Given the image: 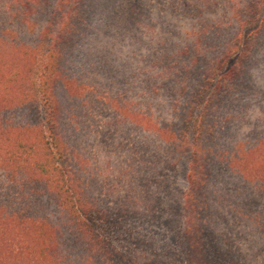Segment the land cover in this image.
<instances>
[{"label":"trees","instance_id":"trees-1","mask_svg":"<svg viewBox=\"0 0 264 264\" xmlns=\"http://www.w3.org/2000/svg\"><path fill=\"white\" fill-rule=\"evenodd\" d=\"M143 1L34 0L31 12L25 16L27 25L18 31L12 27L0 31L2 184L11 190L21 188L25 193L28 186L37 201L32 209L37 215L25 210L20 202H0V264H70L64 260L79 252L83 254L79 264H244L241 255L230 247L229 238L236 230V221L249 212L255 214L261 228L264 226V160L253 169V147L246 149L244 156L238 153L236 157L229 149L216 153L214 148L221 138H230L233 133L236 136V132L247 127L241 115L251 112L253 106L242 83L249 79L251 62L259 58L256 46L264 44V0H239L237 8H230L227 32L221 31L224 17L212 20L202 10L200 19L209 28L196 46L192 42L180 43L182 48L177 51L170 46L158 57L148 54L146 59L133 54V48L137 53L139 49L131 44L139 45L141 35L156 39L158 32L153 33L152 27L160 30V25L152 18L147 20L151 10L143 6ZM103 10L111 15H100ZM126 10L128 15L124 14ZM195 18L190 15L180 19V24L186 25L191 19L188 25H194ZM121 21V35L112 42L117 52L114 58L119 55L123 61L121 68H116L110 60L98 61L94 41L95 35L99 37L108 27L112 30L121 26ZM212 28L216 30L213 36ZM209 38L220 46L216 47ZM162 44L168 46L165 39ZM76 55L87 59L80 68L97 75V83H75L70 78L68 65L78 64ZM210 55L214 60L208 64ZM137 60L141 65L136 64ZM105 63L115 76L112 90L115 80L121 79L118 85L124 93L146 92L145 106L136 101L120 103L118 91L112 97L118 105L116 125L136 137L134 150L141 151V160H134L138 167L146 168L145 176L151 180L159 177V184L168 188L166 174L173 152L192 155L187 191L180 200H173L172 208H164L162 199H153L159 194L156 193L149 194L146 201H137L134 213L129 210L130 203L121 202L126 215L111 216L92 200L90 186L78 176L82 173L76 169L81 147L74 137L78 128H71L74 116L68 108L72 99L83 98L82 90L93 95L100 90L105 92L98 80L103 70H97ZM171 63L181 67L180 73L175 74L179 87L168 86L166 93L177 98L175 102L159 100L160 95L152 88L155 81L161 80L159 76L138 85L141 71L161 68V74H169L167 67ZM229 64V71L220 75ZM201 65H205L204 74L193 87L194 75L199 78ZM142 99L147 100L144 95ZM91 100L95 98L92 96ZM238 106L244 111L239 112ZM226 107V115H212L214 110ZM226 133L228 136H223ZM256 142L252 145L255 143L264 157V134ZM242 163L246 165L242 167ZM226 170H232L236 177L233 180L240 175L244 185L235 189L231 182L223 181ZM131 190L140 196L137 188L132 186ZM54 198L57 202L50 203ZM49 206L58 207L57 211L50 208L54 221L49 220L47 213L42 215ZM158 211L162 225L170 227L172 221L178 224L175 245L169 242L168 233H148L149 221L159 222V218H154ZM59 217L66 223H58ZM250 222L247 226L243 222L238 225L244 227L246 236L254 230ZM139 227L143 233L137 232ZM20 230L28 231L33 238L41 237V244L29 247L30 242L21 240L24 247H19L15 235ZM238 236L243 237L242 233ZM257 242L255 256L264 255V239Z\"/></svg>","mask_w":264,"mask_h":264},{"label":"rangeland","instance_id":"rangeland-1","mask_svg":"<svg viewBox=\"0 0 264 264\" xmlns=\"http://www.w3.org/2000/svg\"><path fill=\"white\" fill-rule=\"evenodd\" d=\"M126 1L132 2V0ZM238 1L239 0H144L143 6L151 10V13L147 16V20L152 18L156 21V23L160 25V30L156 29V27L153 28L154 26L152 27L153 33L157 34L156 32H158L156 39H150L149 34L147 36L141 35L139 45L137 43L131 44L132 48L134 46L139 49L137 53L133 48V54H136L137 57L143 55L146 59L148 54L158 57L162 53H165L170 46H172V50L177 51L180 47L182 48L180 43L185 45L188 42H192L196 46V42L202 38V33L209 28L208 24L200 19L202 10H205L207 12V18L212 20L224 17V30L221 31L227 32L231 23L229 20L230 8H237ZM33 2L34 0H0V31L4 30L5 27H12L18 31L20 27L27 25L28 20H26V18L28 17L25 16L28 12H31L30 8ZM102 13H104V15H111L107 10L101 11L100 15ZM124 14L128 15V10H126ZM190 15L196 17L194 25H188L191 19L186 21V25L180 24V19L185 20ZM102 19L104 22V18ZM100 25L107 27V25H104L102 22H100ZM121 27L122 21L121 26L112 30L108 27V30L103 32L99 37L95 35L96 39L94 41L95 54L98 61L104 63L110 60L116 68H121L120 65L123 61L120 59L119 55L117 58H114L117 52L112 42H116L117 37L121 35ZM215 31V28H212L210 35L213 36ZM9 32H11L10 29ZM183 32H185V34ZM246 32L249 33L250 30L247 28ZM186 34H189V36ZM8 35L14 38L13 33ZM222 36H224V34H222ZM164 39L168 43V46L162 44ZM210 41L215 43L216 47L220 46L214 40L211 39ZM120 45L122 44H118V46ZM256 47L260 52L259 58L251 62L253 68L252 71L249 72V75H247L249 79L242 83V88L249 94L251 100L250 104L253 106L251 112L241 115V119L243 118L242 122L245 121L247 127L240 131V133L236 132V136L235 133H233L230 138L228 137L225 140L221 138L219 143L216 142L218 146L214 148V152L216 153H225V150L229 149L231 155L236 157L238 153V155L244 156L246 149L251 150L253 147V153L255 155V161L252 162L253 169H255L258 164L260 165L261 160H264V157L260 156L261 152L258 149L259 147L256 146V139L262 137L264 134V131L261 130V128H264V44ZM198 51L199 50H197V52ZM74 58L78 64H71L72 67L68 65L67 72L70 78L75 83H97V75L94 76L87 72L86 69L80 68L86 63L87 59H83L80 55H76ZM213 60L214 56L210 55L208 64ZM136 64L141 65V61L136 62ZM106 65L105 63L104 66L97 68L98 71L103 70V76L102 78L98 77V80L104 85L105 92L100 90L99 93L93 95L85 89L81 92L83 98L79 101L72 99L69 104L68 113L73 112L72 115L74 116V123L71 124V128H78L74 137L78 141V147H81L80 154L77 158L78 164L76 169H81L82 173L78 176L83 179V183H87L90 186L92 200L100 204L102 210L110 212L111 216L120 215V217H122L126 215L121 207V202L130 203L129 210L134 213L135 203L137 201H146L149 194L152 195L156 193L159 194L153 199H162L164 201V208H172L171 205H173V200H180L184 192L187 191V177L192 155L190 152L181 155L173 152L171 155L172 161L170 160V167L166 174L168 188L159 184V177H155L151 180L148 176H145L146 168L138 167L137 163H135V160H141V151L134 150L136 137L132 135L127 128L116 125L118 118H116L115 112L118 110V105L112 97L114 92L118 91L120 103L131 104V101H136L140 105L145 106L148 101L146 92L141 90L133 94L124 93L123 88L118 85L121 79L115 80L117 84L114 87L115 89L112 90L110 86L113 84L115 76L110 74L111 71L106 69ZM205 65H201V70L198 72L199 78L196 77V74L194 75L193 87L199 84L204 74L203 67ZM230 66L229 64L224 68L220 75L227 73ZM175 67L179 66L171 63L167 67V70L170 71L169 74H161V68H150L146 72L141 71L138 85L141 81L144 83L147 81H154L152 77L159 76L161 80L155 81L152 86L160 95L159 100L166 98L175 102L177 98H171V96L169 97V95L167 96L166 94L168 86L179 87V84L176 82L175 74L180 73L181 67ZM252 94L254 97L251 96ZM142 95L145 96V99H147L146 101L142 99ZM92 96L95 100L97 99V101L91 100ZM227 109L226 107L222 111L214 110V114L212 115L221 117V115L227 114ZM197 111H200V108H197ZM238 111H244V108L238 106ZM69 133L73 134V132ZM228 134L229 133H226L223 136H228ZM252 142L256 144L253 143L252 145ZM235 144H237V147ZM250 144L252 145L251 147H249ZM244 164L245 163H242L241 166L244 167ZM140 176L143 177L142 180H139ZM166 176L164 174L165 179ZM1 177H3L2 173H0V202L9 203V200L17 204L20 202L19 205L24 206L25 210L28 208L32 212L33 207L37 206V201H35L36 196L33 197L31 195V189L28 188V186L24 188L28 197L26 198V193L21 188L16 187L11 190V188L3 186V178ZM233 178L236 177L233 175L232 170L231 173L229 170L224 171L223 181L231 182L229 184L235 189L244 185L245 181L242 180L240 175L235 180H233ZM132 186L137 188L140 196H136L133 193L131 190ZM169 186H171V188ZM231 201L235 202L233 199H231ZM53 202H57L55 198L50 201V203ZM33 203H36V205H33ZM231 207L236 208L237 206L231 205ZM50 208H53V211L58 210L56 206H49L46 212H42V215L47 213V217H49L51 214ZM226 208H228V206ZM170 210L171 209L168 210V215L171 213ZM39 211H42V207H40ZM32 213L37 215L35 212ZM168 215H166V218ZM160 216V211L154 216L155 219L156 217L159 218L158 224L157 222L152 223V221H149L150 225L147 229L150 231H148V233L154 231L157 233H168L170 235L168 237L169 242L175 245L178 224L172 221L170 227L164 226L160 221ZM49 220L54 221V217L50 216ZM249 221H251L250 225H253L254 230L246 236L244 227H238V225L243 222L244 226H247ZM57 222L66 223L63 217H59ZM236 223L234 227L236 230L233 236L229 238L230 247L235 254L241 255L244 264L248 262L250 264H264V255L258 253L257 256H255V250L258 244L257 240L264 239V226L261 228L255 214H250V212L246 217L239 218ZM126 230H128V227H126ZM142 231L144 230L140 227L137 230L138 233ZM240 233L243 235L242 238L238 236ZM15 239L18 241L17 245L19 247H24V245L19 243L21 240L30 242L29 247H36L41 244V237L33 238L26 230L16 232ZM236 239L238 241H236ZM240 241L244 244L243 247L239 243ZM29 256L26 257L27 263L30 262ZM63 257L64 255L61 256V258ZM82 258L83 254L79 252V255L75 257L72 256L69 260L64 261H68L70 264H79ZM0 261H3L1 257Z\"/></svg>","mask_w":264,"mask_h":264}]
</instances>
